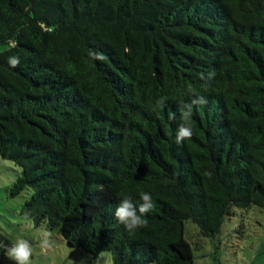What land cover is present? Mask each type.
Returning a JSON list of instances; mask_svg holds the SVG:
<instances>
[{
    "label": "trees",
    "instance_id": "16d2710c",
    "mask_svg": "<svg viewBox=\"0 0 264 264\" xmlns=\"http://www.w3.org/2000/svg\"><path fill=\"white\" fill-rule=\"evenodd\" d=\"M0 45V157L35 228L111 264H194L184 222L213 238L264 208V0H0ZM141 192L129 232L113 213Z\"/></svg>",
    "mask_w": 264,
    "mask_h": 264
},
{
    "label": "rangeland",
    "instance_id": "374dc122",
    "mask_svg": "<svg viewBox=\"0 0 264 264\" xmlns=\"http://www.w3.org/2000/svg\"><path fill=\"white\" fill-rule=\"evenodd\" d=\"M7 46L0 45V52ZM20 175V169L0 157V232L12 243L18 237L33 247L31 264H111L109 253L95 257L69 247L57 232L42 225H34L20 213L27 197L23 192L15 198L8 189ZM51 233L53 247L42 250V232ZM184 239L193 248L194 264H264V208L233 209V216L225 219L213 238L203 237L191 221L184 222Z\"/></svg>",
    "mask_w": 264,
    "mask_h": 264
},
{
    "label": "clouds",
    "instance_id": "9594fccd",
    "mask_svg": "<svg viewBox=\"0 0 264 264\" xmlns=\"http://www.w3.org/2000/svg\"><path fill=\"white\" fill-rule=\"evenodd\" d=\"M15 44H13V47ZM92 59H104L102 54H97L94 52L89 53ZM7 63L12 68L17 67L20 64V58L18 56H12L8 58ZM215 72H208L207 75L201 73V80H211L214 78ZM191 91V89H189ZM161 107H163V102H158ZM206 103L203 97L197 96L191 101V103H185L182 105L181 123L176 131L175 142L180 144L183 141L189 140L193 135V129L191 127L190 121L193 112V105ZM172 118H175V114H172ZM140 203L134 204L130 197H124L120 200L119 204L116 206L113 215L116 220L124 225L125 229L129 232L134 231L138 228L147 227L146 214L150 212L153 208V201L150 193L141 192L139 194ZM40 246L42 250H49L53 247L51 233L44 231L40 237ZM0 247L5 248L7 257L13 261V264H31V257L33 253L32 244L24 239L23 237H18L14 243L10 246H5L0 244Z\"/></svg>",
    "mask_w": 264,
    "mask_h": 264
}]
</instances>
